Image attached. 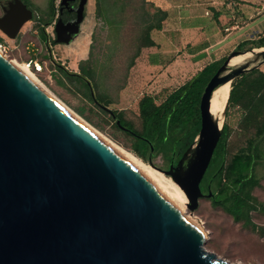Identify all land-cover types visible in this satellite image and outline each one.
Masks as SVG:
<instances>
[{
  "label": "water",
  "instance_id": "obj_1",
  "mask_svg": "<svg viewBox=\"0 0 264 264\" xmlns=\"http://www.w3.org/2000/svg\"><path fill=\"white\" fill-rule=\"evenodd\" d=\"M30 18L20 0L8 1L0 32L13 39ZM80 20L62 25L56 42L67 44ZM252 50L225 56L199 96L195 138L162 171L182 186L185 204L0 57V264H243L205 249L204 230L184 209L204 196L198 184L221 129L208 114L209 94L264 62L262 49L254 64L228 68L231 56Z\"/></svg>",
  "mask_w": 264,
  "mask_h": 264
},
{
  "label": "rangeland",
  "instance_id": "obj_2",
  "mask_svg": "<svg viewBox=\"0 0 264 264\" xmlns=\"http://www.w3.org/2000/svg\"><path fill=\"white\" fill-rule=\"evenodd\" d=\"M23 1L35 10V14H46L47 0ZM107 1L121 7L115 13L120 22L114 46L111 45L112 36L109 26L103 20L94 17V2L87 0L85 17L80 26L83 39L75 45V48H73L74 44L56 45L52 49V58H50L47 52L40 47L39 41H42V35L40 33L35 35V24L28 21L22 25L13 39H8L0 32V49L8 59L16 60L21 64H25L24 61L29 57L42 62L43 67L39 73L29 70L56 100L116 147L162 172L168 168L169 164H166L161 155L157 154L148 160L139 158L131 150L129 136L122 129L116 128L107 114L95 109L76 84L68 82L58 73L56 65L53 63V61L60 62L67 71L75 70L74 72H77L75 63L84 56L89 47L88 60L91 61V64L94 62L96 66H100L98 81L113 100L107 108L121 110L123 118L132 123L135 128H138L139 124L136 104L143 93L158 94V97L162 98L166 92L174 89L183 81V75H167L164 79L159 80L149 77L152 73L148 71L138 75L139 71L134 68V64L137 63L135 60L130 68L127 67L137 44V36L142 29L143 20L141 17L143 15L141 11L150 13L152 10L146 0H96L97 11L101 17H104L105 14H108L107 16L113 14L114 5H109ZM46 30L47 34H50V27H47ZM87 34L90 36L87 37ZM254 36L249 38L253 39ZM85 58L86 56L83 59ZM259 68L264 71V62L259 65ZM120 86L122 88L119 89ZM78 109H82L83 113L80 114ZM241 116V110L234 106L228 108L226 114H223L221 125L226 123L229 127L228 154L243 146L245 137L248 136L241 126ZM162 174L172 181L169 175L163 172ZM252 195L257 202L264 206V177L260 179L259 185L252 190ZM184 211L195 219L204 230L203 247L208 251L230 263L264 264V213L258 211L250 213V220L255 226L252 229L240 222H234L221 209L213 207L206 197L198 198L197 206L192 211L187 208Z\"/></svg>",
  "mask_w": 264,
  "mask_h": 264
},
{
  "label": "trees",
  "instance_id": "obj_3",
  "mask_svg": "<svg viewBox=\"0 0 264 264\" xmlns=\"http://www.w3.org/2000/svg\"><path fill=\"white\" fill-rule=\"evenodd\" d=\"M47 3L51 7L53 0H47ZM107 3L114 5L113 14H109V16L105 14L104 17H101L97 11V2L94 0V17L103 20L109 26L112 36L110 41L114 46L120 22L115 13L121 7L111 1H107ZM147 3L151 8V3ZM141 14L143 15L141 17L143 20L142 29L137 36L134 52L128 61V68L132 66L141 48L154 44L149 32L153 28H161V21L165 15L157 8L150 13L141 11ZM260 47H264V32L257 34L253 39L242 40L236 44L234 49L249 50ZM88 55L89 47L86 58L80 59L76 63L77 72L67 71L62 65H56L58 73L68 82L76 84L95 109L107 114L113 121L112 124L129 136L131 150L139 158L148 160L160 154L167 165L174 164L192 143L198 132L199 96L226 55L203 64L192 76L166 92L162 98L158 97V94L143 93L136 104L138 128L123 118L121 110L107 108L113 100L98 81L100 66H96L94 62L91 64ZM32 59L29 57L24 62ZM233 106L241 110V126L248 136L245 137L243 146L228 154L229 127L223 123L198 186L204 195L201 197L208 198L213 207L221 209L234 222H240L242 225L254 229L250 213L255 211L264 213V206L257 202L252 195V190L259 185L260 179L264 177V71L259 66L237 75L229 82L224 114L228 108ZM78 112L82 114L83 110L78 109ZM206 194L209 196H205Z\"/></svg>",
  "mask_w": 264,
  "mask_h": 264
},
{
  "label": "crops",
  "instance_id": "obj_4",
  "mask_svg": "<svg viewBox=\"0 0 264 264\" xmlns=\"http://www.w3.org/2000/svg\"><path fill=\"white\" fill-rule=\"evenodd\" d=\"M146 1L151 10L160 9L165 15L161 28L149 32L154 44L141 48L135 59L138 75L148 71L158 80L183 75L184 81L237 43L264 32V0ZM81 36L80 30L68 44L75 48Z\"/></svg>",
  "mask_w": 264,
  "mask_h": 264
},
{
  "label": "bare ground",
  "instance_id": "obj_5",
  "mask_svg": "<svg viewBox=\"0 0 264 264\" xmlns=\"http://www.w3.org/2000/svg\"><path fill=\"white\" fill-rule=\"evenodd\" d=\"M264 48L260 49H253L252 51H246L243 54H236L234 56H231L228 61V68L232 69L241 65H252L257 61V57L254 55V53L262 50ZM84 54V53H83ZM0 57L4 60V62L9 63L11 66H13L22 76H24L33 86H35L37 89H39L42 93H44L46 96H48L50 99H52L55 103H57L59 106H61L63 109H65L68 113H70L73 117H75L78 121H80L83 125H85L88 129H90L95 135H97L101 140H103L107 145H109L111 148H113L119 155H121L125 160L145 172L146 174L153 177L155 180L169 188L171 191L177 194V196L180 198V200L185 204L187 202V198L183 192V188L181 185L176 183L175 181H171L168 178H166L162 172L154 169L150 165H146L143 162L139 161L138 159L134 158L130 154L124 152L120 148L116 147L114 144L109 142L106 138L101 136L99 133H97L91 126H89L87 123H85L81 118H79L75 113L70 111L68 108L63 106L58 100H56L49 92L48 90L37 80L35 75L29 70V68L25 64H21L17 62L16 60H10L8 59L5 54L0 49ZM36 67H38L36 65ZM228 72V70L222 71L221 74ZM220 88V91H219ZM229 91V82L224 81L216 86H214L209 94L208 101H207V111L211 118L212 123L219 128L221 126V123L223 121V110L225 106V102L227 99ZM219 92V94H218ZM194 144L191 145V149L187 152L186 157L183 160L182 166L184 167L185 164H188L193 156H194ZM173 183V184H172ZM200 226V225H199Z\"/></svg>",
  "mask_w": 264,
  "mask_h": 264
},
{
  "label": "flooded vegetation",
  "instance_id": "obj_6",
  "mask_svg": "<svg viewBox=\"0 0 264 264\" xmlns=\"http://www.w3.org/2000/svg\"><path fill=\"white\" fill-rule=\"evenodd\" d=\"M8 1L12 0H3V2H0V15H2L7 9ZM20 1L31 11V18L28 21H32V23L35 24V35H38V33L42 35L43 39L41 42L39 41L40 47H42L47 52L50 58H52V49L56 45H67L76 35L71 34L70 40L67 44L56 42L57 33L59 38L65 37V33L62 32V25L64 26L67 24L73 28L74 26L71 23H74L77 18H80V22L76 24L78 32L80 31V26L85 17V6L87 0H85L83 4L81 3V0H53L51 7L47 3L45 15L35 14V10L30 5L25 3L23 0ZM57 22L58 25L55 29V24ZM47 27H50V34H47ZM25 48H27V46H25ZM53 63L55 65H61L60 62L57 61H53Z\"/></svg>",
  "mask_w": 264,
  "mask_h": 264
},
{
  "label": "built area",
  "instance_id": "obj_7",
  "mask_svg": "<svg viewBox=\"0 0 264 264\" xmlns=\"http://www.w3.org/2000/svg\"><path fill=\"white\" fill-rule=\"evenodd\" d=\"M26 66L34 73V72H40L42 67H43V63L40 62L37 59H32L31 61H26L25 62ZM36 65L38 67H36ZM35 69V70H34Z\"/></svg>",
  "mask_w": 264,
  "mask_h": 264
}]
</instances>
